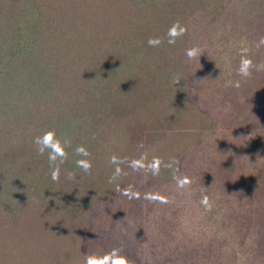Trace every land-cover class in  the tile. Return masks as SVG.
I'll return each mask as SVG.
<instances>
[{
  "label": "trees",
  "instance_id": "16d2710c",
  "mask_svg": "<svg viewBox=\"0 0 264 264\" xmlns=\"http://www.w3.org/2000/svg\"><path fill=\"white\" fill-rule=\"evenodd\" d=\"M225 1L0 0V264H84L104 204L180 179L185 152L217 130L192 96L189 23ZM175 21L186 31L170 45ZM48 130L70 142L55 181L32 143ZM78 145L90 153L87 172ZM259 145L249 138L247 154ZM179 259L170 264H201Z\"/></svg>",
  "mask_w": 264,
  "mask_h": 264
},
{
  "label": "rangeland",
  "instance_id": "374dc122",
  "mask_svg": "<svg viewBox=\"0 0 264 264\" xmlns=\"http://www.w3.org/2000/svg\"><path fill=\"white\" fill-rule=\"evenodd\" d=\"M189 26L190 48L200 50L187 58L192 96L217 130L185 152L176 183H146L104 204L88 256L117 249L143 264H264V0H226L218 14L202 12ZM242 56L252 61L247 77L238 73ZM251 137L260 140L256 154H247Z\"/></svg>",
  "mask_w": 264,
  "mask_h": 264
},
{
  "label": "clouds",
  "instance_id": "9594fccd",
  "mask_svg": "<svg viewBox=\"0 0 264 264\" xmlns=\"http://www.w3.org/2000/svg\"><path fill=\"white\" fill-rule=\"evenodd\" d=\"M186 28L181 25L179 21H175L167 30L168 44L172 45L176 43V39L184 35ZM264 42V40H262ZM149 46H158L161 43L159 37H149L147 41ZM244 51H247L246 49ZM199 48L193 47L190 49H186V55L189 58L197 57L199 55ZM252 67V61L249 58L242 56L240 61V66L238 68V73L242 77H247L250 75V69ZM238 86V82H237ZM32 143L36 147V151L40 155H44L47 153V160L49 162V166L51 168V178L52 180L59 179L61 168L60 166L64 163L65 159L68 156L66 149L69 147V140L67 138L61 139L55 130H48L43 132L40 135H36L33 137ZM75 154L78 157L75 163L76 166L83 171L87 172L92 167V162L87 157L90 156V153L85 149L82 145H78L75 148ZM117 158L115 156L112 157L113 163H115ZM161 164V160L159 157H153V162L151 164V169L153 175L158 174L159 167ZM136 162L134 161L132 166L135 167ZM121 170L117 167L114 173V177L119 175ZM68 179H75V173L69 171L67 173ZM187 181H185L186 183ZM206 202V198H205ZM84 264H131L130 261L127 260L126 257H123L119 254L117 249H113L112 252L105 254L103 257H98L95 254L91 256L85 257Z\"/></svg>",
  "mask_w": 264,
  "mask_h": 264
}]
</instances>
